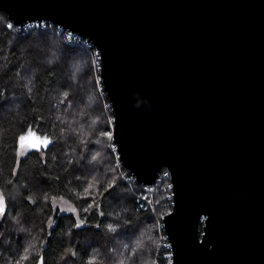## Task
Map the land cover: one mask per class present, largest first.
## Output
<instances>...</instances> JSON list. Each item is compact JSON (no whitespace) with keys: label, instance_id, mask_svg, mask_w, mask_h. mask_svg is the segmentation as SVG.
<instances>
[{"label":"water","instance_id":"water-1","mask_svg":"<svg viewBox=\"0 0 264 264\" xmlns=\"http://www.w3.org/2000/svg\"><path fill=\"white\" fill-rule=\"evenodd\" d=\"M90 41L122 166L165 168L171 264H264V0H0Z\"/></svg>","mask_w":264,"mask_h":264},{"label":"trees","instance_id":"trees-1","mask_svg":"<svg viewBox=\"0 0 264 264\" xmlns=\"http://www.w3.org/2000/svg\"><path fill=\"white\" fill-rule=\"evenodd\" d=\"M10 23L0 8V264H166L170 175L145 186L118 164L94 46Z\"/></svg>","mask_w":264,"mask_h":264},{"label":"built area","instance_id":"built-area-1","mask_svg":"<svg viewBox=\"0 0 264 264\" xmlns=\"http://www.w3.org/2000/svg\"><path fill=\"white\" fill-rule=\"evenodd\" d=\"M13 26H14L13 23L9 24L10 28H12ZM16 27H18L19 29L20 28L23 29V32H26V33L33 30V29H46V27H55L57 35L61 39H63L67 44L85 46L86 48H91L94 46L90 41H88L86 38L82 37L81 35H79L75 32H72L68 29H65L64 27H62L60 25H56L50 21L36 20V21L27 22L26 24H24L22 26H16ZM94 48H95V46H94ZM94 55H95V58L98 62V68H100V57H99V53H98L96 48L94 51ZM113 148L116 150V147L114 144H113ZM118 164L122 165L119 158H118ZM160 174H161V172H160ZM160 174H159V177H160ZM144 192L147 193L146 191H144ZM169 197H170V195H169ZM161 244H162L163 248L167 249V251L163 254L164 258H166V260H167L166 264H171L173 253H172L171 243L169 242L167 236H163V240H162ZM154 264H162V263L159 260H156Z\"/></svg>","mask_w":264,"mask_h":264},{"label":"rangeland","instance_id":"rangeland-1","mask_svg":"<svg viewBox=\"0 0 264 264\" xmlns=\"http://www.w3.org/2000/svg\"><path fill=\"white\" fill-rule=\"evenodd\" d=\"M95 60H96V58H95ZM96 65L98 67L97 60H96ZM99 72H100V69H99ZM112 128H113V125H112L111 129L109 130L111 147H113V144H114L113 141H112ZM125 179L127 181H129V182L131 181V178L127 177L126 175H123V180H125ZM171 188L172 187H171V182H170V189ZM146 192L147 193H145L144 190H143V191H139V193L137 194V202L139 203V207L141 209H143V210L153 209L154 208V202L152 200V194H151V192L149 190H146ZM169 195H170V197H169ZM167 198L170 199V203L172 204V189H171V193L167 195ZM55 204L59 207L61 212L72 213V214L77 216L76 209L69 202H67L66 200H64V199H55ZM1 209L2 208L0 207V211H1ZM159 226H160L161 229H163L162 220H161V223H159ZM165 236H166V234H165Z\"/></svg>","mask_w":264,"mask_h":264},{"label":"snow or ice","instance_id":"snow-or-ice-1","mask_svg":"<svg viewBox=\"0 0 264 264\" xmlns=\"http://www.w3.org/2000/svg\"><path fill=\"white\" fill-rule=\"evenodd\" d=\"M21 139L23 140L24 138L22 137ZM0 205H2V200H0Z\"/></svg>","mask_w":264,"mask_h":264}]
</instances>
